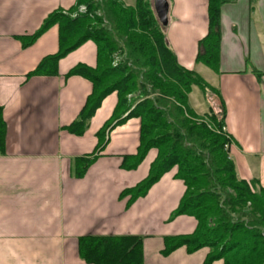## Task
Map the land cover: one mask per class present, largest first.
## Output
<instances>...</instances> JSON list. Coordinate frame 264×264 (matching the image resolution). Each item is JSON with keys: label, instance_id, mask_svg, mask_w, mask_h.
<instances>
[{"label": "crops", "instance_id": "obj_1", "mask_svg": "<svg viewBox=\"0 0 264 264\" xmlns=\"http://www.w3.org/2000/svg\"><path fill=\"white\" fill-rule=\"evenodd\" d=\"M165 36L179 65L200 74L195 62L198 41L207 32L208 0H167ZM75 0H0V105L5 123L0 153V264H92L79 256L83 236L142 239L143 264H203L209 249L185 246L161 254L165 236L191 234L196 219L171 217L185 191L173 166L147 192L128 203L120 196L144 179L157 155L150 148L131 169L123 158L139 144L140 119L120 124L110 119L116 92L106 95L82 134L68 131L92 83L67 75L76 65L96 66V46L87 40L56 63L55 74L27 76L57 52L58 25L31 44V35L53 11L67 12ZM219 63L213 72L217 102L237 177L264 188V0H224L219 8ZM252 68L259 71L257 76ZM208 82V81H207ZM124 116V115H123ZM122 116V117H123ZM77 159H90L80 177ZM211 264H223L217 259Z\"/></svg>", "mask_w": 264, "mask_h": 264}, {"label": "trees", "instance_id": "obj_2", "mask_svg": "<svg viewBox=\"0 0 264 264\" xmlns=\"http://www.w3.org/2000/svg\"><path fill=\"white\" fill-rule=\"evenodd\" d=\"M223 3L224 0H208L207 32L198 41L195 56L196 63L214 72L218 71L219 8ZM82 4L85 14L72 18L67 12L53 11L37 31L20 37L22 45L27 46L50 26L58 25L57 52L44 57L27 76L55 74L58 59L83 42L93 41L96 66L79 64L67 73L81 75L92 83L91 93L67 128L72 134H82L102 99L116 92L117 103L98 137L101 139L112 122L117 125L137 117V151L123 158L122 167L134 168L150 148L157 150L147 176L122 190L120 196H129L128 203L132 202L144 195L164 172L177 167L175 176L183 180L185 191L171 217L193 216L196 227L191 234L165 236L161 254L167 255L181 246L188 252L207 247L203 264L217 259H222L223 264H264V188L255 189L254 181L237 177L234 162L224 149V110L221 108L219 117L209 111L204 115L207 122L197 120V114L188 108L193 86L203 93L213 87L196 71L178 64L153 0H134L132 5L123 0H75V6ZM114 57L119 62L112 66ZM252 72L260 75L253 68ZM128 94L132 97L129 100L125 97ZM4 136L0 105V153ZM89 161L77 159L73 175L80 177ZM78 251L87 263L143 264L142 239L137 236H83L78 239Z\"/></svg>", "mask_w": 264, "mask_h": 264}, {"label": "rangeland", "instance_id": "obj_3", "mask_svg": "<svg viewBox=\"0 0 264 264\" xmlns=\"http://www.w3.org/2000/svg\"><path fill=\"white\" fill-rule=\"evenodd\" d=\"M123 1L127 5H132L134 3V0H123ZM80 6L85 7V5H83V4L79 5V6H74L75 10L73 9L72 11H67V14L72 18H75L77 15H80V14H85L84 11H79ZM85 11H86V8H85ZM96 13L99 14V11H96ZM114 58L115 59L113 61H117V63H118L119 59H117V57H114ZM111 65L114 66L113 62ZM200 75L204 79V81H206V82L208 81L207 82L208 84L209 83L212 85L214 84V79H213L214 75H213V72L209 68L202 67L200 69ZM107 84H108V82H107ZM212 85H210V86L213 87ZM125 97L128 100L132 98V97H130V94H128ZM188 108L197 114V116H198L197 120H199V121H201L203 119V121L208 122V120H206V117L204 115L207 114L211 110H213L214 113H216V115L218 117L221 115V106L217 102V93H216V90L214 87H213V89H207V91L205 93H203V91L198 86H193L191 92L188 95ZM208 126L210 127L209 124H208ZM222 131H224L226 138H227V143L224 144V149L228 152L229 146L231 144V139H230L229 135L226 133V131L224 130V127H223ZM102 139H103V135L101 137V141H102ZM254 186H255V189L258 187L256 185H254Z\"/></svg>", "mask_w": 264, "mask_h": 264}, {"label": "water", "instance_id": "obj_4", "mask_svg": "<svg viewBox=\"0 0 264 264\" xmlns=\"http://www.w3.org/2000/svg\"><path fill=\"white\" fill-rule=\"evenodd\" d=\"M153 7L159 22L163 26L168 23V1L167 0H153Z\"/></svg>", "mask_w": 264, "mask_h": 264}, {"label": "built area", "instance_id": "obj_5", "mask_svg": "<svg viewBox=\"0 0 264 264\" xmlns=\"http://www.w3.org/2000/svg\"><path fill=\"white\" fill-rule=\"evenodd\" d=\"M79 11H84L85 12V7L84 6H80ZM117 61H113V65H116Z\"/></svg>", "mask_w": 264, "mask_h": 264}]
</instances>
